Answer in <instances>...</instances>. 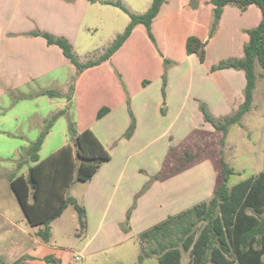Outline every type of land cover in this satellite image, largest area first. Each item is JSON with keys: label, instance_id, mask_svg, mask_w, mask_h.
<instances>
[{"label": "crops", "instance_id": "1", "mask_svg": "<svg viewBox=\"0 0 264 264\" xmlns=\"http://www.w3.org/2000/svg\"><path fill=\"white\" fill-rule=\"evenodd\" d=\"M103 1L106 0H0V140L4 137L15 140L18 149L14 154L20 158V152L36 140L45 121L66 109V114L54 122L44 138L38 152L39 160L71 142L70 136L63 138L54 134L57 124L61 132L63 129L67 132L69 122L74 123L78 133L92 131L111 154L110 160L102 164L91 179L74 181L68 190L70 196L83 206L92 231L77 253L81 261L85 254L97 257L106 248H111L107 245L121 242L114 226L96 242L94 239L102 230L111 208L115 211L112 220L125 219L130 202L128 197L134 195L128 196L127 188L134 181L127 177L128 168L118 170L115 161L129 159L132 155L129 146L133 142L153 144L175 128H187L192 118L199 116L200 104L206 105L211 116L218 120L216 118L233 114L243 102L244 73L232 69L212 72L211 67L222 60L241 58L249 38L247 31L261 21V12L256 6L242 11L228 5L223 8L217 29L211 34L214 20L211 0H165L151 24L155 42L150 40L145 27L138 25L108 60L80 73L57 46L48 45L44 38L34 34L48 33L65 38L76 55L81 33L103 25L111 30L107 42L111 44L129 20L122 19L118 29L114 30L115 12L109 9L112 6L102 4ZM122 3L132 13L143 14L152 0H122ZM85 18H90L91 24H85ZM192 36L204 44L205 60L202 63L195 55L186 53V41ZM108 46L102 47L93 58L76 57L81 63L94 60ZM71 86V99L67 101ZM44 91H53L57 96L43 95ZM104 107L108 112L97 119L98 111ZM131 119L135 130L127 140L124 133ZM26 159L15 164L10 177L27 175L34 164L30 162L27 170L21 171L28 165ZM193 186V183L182 185L184 194H180L179 186L166 187L154 201V208L137 206L127 224L134 225L133 235H136L132 237L135 241L132 240L130 247L125 249L128 254L122 258L113 253V258L102 264H137L144 247L139 240L143 232L204 202L188 198L186 189ZM120 187L123 192L118 195ZM187 200L190 204H186ZM19 210L23 219L15 223L5 218L9 226L3 234L24 238L19 248L27 257V264L41 263L45 256L42 253L55 248L53 224L62 220L64 212L51 223V238L45 243L37 237L39 227H31L20 206ZM0 216H5L1 210ZM76 217L78 221L77 213ZM124 237L122 241L128 238ZM36 246L43 251L40 257L32 252ZM154 259H146L140 264H149Z\"/></svg>", "mask_w": 264, "mask_h": 264}, {"label": "trees", "instance_id": "2", "mask_svg": "<svg viewBox=\"0 0 264 264\" xmlns=\"http://www.w3.org/2000/svg\"><path fill=\"white\" fill-rule=\"evenodd\" d=\"M164 2L165 0H152L146 12L135 14L120 0L103 1L102 4L119 8L127 14L129 23L103 54L85 63L78 60L67 39L48 33L34 34L44 38L48 45L57 46L64 58L80 73L108 60L138 25L144 26L150 40L155 42L151 24ZM211 4L214 13L211 34L216 31L225 6L233 5L243 11L253 5L261 12L259 25L247 31L249 38L243 47V56L222 60L211 67L212 72L232 69L244 73L243 102L233 114L218 120L209 114L204 104L199 105L205 122L221 132L224 138L229 128L240 124L252 108L257 84L256 66L264 71V0H211ZM185 48L188 55H195L199 62H204V44L198 38L189 37ZM71 93L72 86L66 96L67 101H70ZM42 94L57 96L53 91H44ZM66 112V109L61 110L46 120L36 140L25 150L27 160L34 164L29 167L27 175L11 176L9 179L10 188L27 223L31 227H39L37 237L45 243L51 238V223L69 205L77 213L80 229L84 228L85 210L68 194L69 187L74 181L86 182L91 179L102 164L111 158L92 131L78 133L74 123L69 122L71 142L39 160L38 152L44 138L54 122ZM107 112L108 108L100 109L97 119ZM132 122L128 137L133 131L134 120ZM232 174L233 169L222 163L213 196L207 202L169 217L143 232L139 240L143 243L152 242L153 246L141 249L137 264L152 257L157 259L158 264H181L182 252L190 253V260L185 264H264V171L228 187ZM192 216L195 217L194 220ZM199 223L202 227L197 232ZM26 261L25 256L12 263H5L0 259V264H27ZM44 261L47 264H58L52 255L45 256Z\"/></svg>", "mask_w": 264, "mask_h": 264}, {"label": "rangeland", "instance_id": "3", "mask_svg": "<svg viewBox=\"0 0 264 264\" xmlns=\"http://www.w3.org/2000/svg\"><path fill=\"white\" fill-rule=\"evenodd\" d=\"M109 9L114 11L116 15V26L114 30L118 29L122 19L129 20L127 14L119 8L112 6ZM91 22L89 18L86 19L85 24H91ZM91 28L92 29L88 32L87 30L82 32L85 34L81 33L80 41L76 48V55L80 58L86 56L89 59L93 58L98 55L102 47L110 44V42L107 43L111 34L109 27L101 25L98 26L96 30L94 27ZM255 69L257 72V84L254 91L252 108L242 118L240 124L229 128L224 138H222L221 132L214 130L209 123L205 122L203 114L199 109V116L195 115L189 122L187 128H175L153 144H147L143 141L133 142L129 146V152L132 153L129 159H116L115 165L118 170L123 167L125 170L128 168L129 174L127 177L133 180L134 183L128 186L127 195H134L128 197L130 202L125 211V219H123V221L112 220L115 211L111 208L109 215L102 225V230L94 239V242H96L97 238L107 229L113 228L112 226H114L116 228L115 231H118V238L121 237L118 239L121 240L120 243L116 245H107L111 248H106V246V249L97 257L91 258L85 254L84 260L75 261L77 253L80 252L84 243L87 241V236H89L92 231L89 230L86 214L85 226L82 230L80 229L76 212L73 207L69 205L64 211L62 220L60 222L56 221L53 224L56 230L55 248L47 249V251L43 252L41 247L36 246L32 252L39 257L41 252H43L42 255L44 254L45 256L52 255L57 260L58 264H102L105 260H111L113 258L111 257L113 253H115V255L117 254L118 257L121 255V257L124 258L128 254V251H125V249L130 247L131 244L129 243H132V240L135 241V238L132 237H136V235H133L135 234L134 225L127 226L131 215L134 213L137 206L154 208V201L157 200L161 189L171 186H175L176 188L179 186L181 188L180 194H184L185 191H183L182 185L193 183L194 186L192 189H186V191L189 192L188 198L191 197V200L194 199L196 202L202 200L207 202L213 196L217 183V176L222 169V163H226L233 169V174L228 180V187L251 176H255L259 172H263L264 71L258 65ZM206 109L211 115L212 112H210L207 107ZM132 123L131 119V123L124 133V138L127 140L131 138L135 130L134 123L131 135L129 137L127 136ZM30 130L32 129H29V131ZM37 134L36 136H38ZM54 134L58 137L63 136V138L65 135L69 136L68 130L67 132L64 129L62 132L60 131L59 124L54 128ZM14 141L15 140H11L7 137H4L3 141L0 140V210L5 214L4 217L0 216V259L5 263H12L21 257H25L19 248L24 238L19 237L17 239L14 238V236L6 237L3 234L7 231L9 226L5 218H9L15 223H18L19 219H23L16 198L10 188L9 179L10 175L14 172L13 169L15 168V164L23 160V158L24 160L26 159L25 150L29 146L20 152V158H16L14 150L18 149V147L17 143H14ZM30 144L31 143H29V145ZM116 145H118V143ZM42 155L43 154H41V156ZM26 162H28L26 163L28 165H24L21 171L27 170L28 166H30V162L27 159ZM15 171L21 172L17 169H15ZM131 174H133V176ZM135 191L137 192L135 193ZM122 192L123 188L120 187L118 195ZM68 194L70 195V193ZM184 201H186V199ZM186 204H190V201L187 200ZM181 208H183V206ZM191 218L193 220L195 219L194 216ZM201 227L202 224L199 223L196 227V231L198 232ZM124 236L128 237L126 239L129 241H122V239L125 238ZM114 242L115 240L112 241V244H114ZM151 246H153L152 242H144L145 248H150ZM155 259L149 262V264H158ZM189 260L190 253L182 252L181 264H185ZM33 264L47 263L43 260L41 263L35 262Z\"/></svg>", "mask_w": 264, "mask_h": 264}, {"label": "built area", "instance_id": "4", "mask_svg": "<svg viewBox=\"0 0 264 264\" xmlns=\"http://www.w3.org/2000/svg\"><path fill=\"white\" fill-rule=\"evenodd\" d=\"M75 261H80V256H76Z\"/></svg>", "mask_w": 264, "mask_h": 264}]
</instances>
